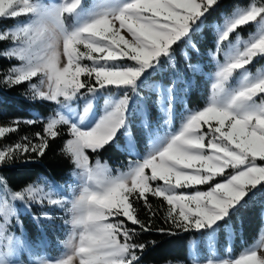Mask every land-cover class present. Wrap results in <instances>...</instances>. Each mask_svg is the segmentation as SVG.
Instances as JSON below:
<instances>
[{
    "label": "snow or ice",
    "instance_id": "1",
    "mask_svg": "<svg viewBox=\"0 0 264 264\" xmlns=\"http://www.w3.org/2000/svg\"><path fill=\"white\" fill-rule=\"evenodd\" d=\"M80 4L81 0H63L49 7L40 0H0V18L19 22L14 30L0 31V41L10 39L15 44L4 56L20 61L19 66L4 74L3 83L13 86L29 82L33 99L53 102L71 98L82 90L91 93L108 86L133 85L141 70L166 54L169 46L184 36L191 23L217 0H127L118 9L97 12L94 18L68 30L65 16ZM237 9L221 41L257 17L264 19V0H252L247 9ZM220 50L218 42L217 50L211 54L215 57ZM258 55H264V34L253 38L220 67L212 84L211 102L190 114L181 130L163 147L130 163L126 172L112 175L99 159L91 164L87 153L113 140L125 122L127 98L91 129H81L55 113L45 122L43 135L36 133L38 142L22 137L0 147V164L30 153L43 156L50 140L59 138L61 126L67 125L70 138L64 151L81 170L84 183L71 200L73 235L68 253L43 264H138V253L146 244L133 242L139 233L128 224L138 226L142 232L153 229L156 210L149 197L160 198L166 204L164 222L170 228L156 230L174 234L172 229L199 230L213 225L245 196L249 186L264 182V77L246 81L226 102L218 99L234 71ZM33 78H39V86L31 83ZM89 107L84 108V115ZM21 123L35 121L13 120L12 126H0V139L17 132ZM45 182L46 178H41L40 182L33 181L13 191L0 175V188L6 193L0 201V213L5 217L11 214L9 198L42 207L65 204L63 197L46 191ZM141 200L149 214L147 221L139 218L134 207ZM40 218L53 221L46 211L37 217ZM109 218L115 222H109ZM0 238L7 241L0 252V264H6L4 257L13 238L2 226ZM207 264H264V250L251 248L235 259L209 260Z\"/></svg>",
    "mask_w": 264,
    "mask_h": 264
},
{
    "label": "rangeland",
    "instance_id": "2",
    "mask_svg": "<svg viewBox=\"0 0 264 264\" xmlns=\"http://www.w3.org/2000/svg\"><path fill=\"white\" fill-rule=\"evenodd\" d=\"M62 2L63 0H40L42 5L49 7ZM126 2L127 0H81V4L73 13L66 14L65 27L68 30H73L85 21L94 18L95 13L118 9ZM250 5L240 6V8L247 9ZM237 7L239 6H233L226 14L220 15L218 21L213 22L212 32L214 31L215 34V42L211 50L208 49L204 52L203 64L196 59L198 53L196 47H193L194 34L201 24L198 18L191 23L189 31L177 39L180 40L179 43L173 45L166 54H161L155 62H151L149 66L141 70L140 76L133 85L108 86L98 88L91 93L82 90V93H77L71 98H60L59 102L53 103L54 110L49 116L43 118L44 122L55 113H59L70 124H75L81 129H91L121 99L127 98L124 113L125 122L111 141L116 142L115 145L125 153V158L121 162H111L102 160L98 155H94L92 158V151L87 153L91 164L95 165L96 160L99 159L100 164L106 166L112 175L126 172L130 163L143 160L152 151L163 147L171 136L181 130L190 114L206 107L211 102L212 84L216 80V73L220 67L227 62L231 55L243 50L253 38L264 34V19L257 17L255 21L249 22L251 31L245 30L249 29L247 23L242 26V30L246 32L232 31L227 39L221 41L229 21L237 15ZM17 26H19L18 20L4 30H14ZM0 31L2 30L0 29ZM218 42L221 50L217 51L214 57L211 53L217 50ZM14 46L15 44L12 42L2 54ZM15 59L17 63L11 67L19 66L20 61ZM85 63L89 62L85 61ZM260 77H264V55L254 57L249 64L234 71L225 83V91L218 97L219 101L226 102L246 81L251 82ZM5 78L6 76L3 79ZM31 83H36L39 86V78H33ZM193 89L198 90L201 94L199 99L202 101V105L200 107L188 106L185 102L188 93ZM89 105V111L87 115H84V108ZM81 116L84 118L81 119ZM120 134H122L121 137H119ZM134 134L139 138V148L134 144ZM66 140L62 145L63 150ZM64 153L70 157L65 151ZM146 171L150 172V170ZM41 178L46 177H40L37 182H40ZM83 183L82 172L74 165L67 180L52 181L46 178L44 185L46 191L50 190L54 196L63 197L65 204L42 207L34 202L8 199L12 208L11 214L5 217L0 213V226L3 227L7 236L13 238L4 257L6 264H43L45 260L56 261L68 253L69 241L73 235L72 217L69 209L71 200L82 189ZM199 188L206 190L205 186H199ZM5 195V190L0 188V201ZM45 211L53 217V221L45 218L37 219ZM22 219L29 221V224L31 223L34 227L30 236L24 233L25 227ZM220 221L221 219L211 226L195 229V235L187 240L189 264H207L209 260L235 259L251 248L264 250L261 247L264 244V221L254 239L246 248L240 249L236 256L231 255L228 251L230 248L229 227H224L225 230L220 233ZM109 222L114 223L115 221L109 218ZM6 244L7 241L0 238V252L3 251ZM164 264H169V262ZM171 264L180 263L171 262Z\"/></svg>",
    "mask_w": 264,
    "mask_h": 264
},
{
    "label": "trees",
    "instance_id": "3",
    "mask_svg": "<svg viewBox=\"0 0 264 264\" xmlns=\"http://www.w3.org/2000/svg\"><path fill=\"white\" fill-rule=\"evenodd\" d=\"M252 0H217V4L213 5L203 16L199 18L201 24L198 31L194 34L193 40L198 56L196 59L203 64V56L206 50L213 48L215 42V34L212 32L213 22L220 19V15L226 14L233 6L245 7L250 5ZM15 19L0 18V29L4 30L9 27ZM251 31V23H248ZM235 31L246 32L242 30V26ZM176 40L172 46L179 43ZM12 43L11 40L0 41V126H12L13 120H33L35 123H21L19 129L15 133L8 134L7 139H0V147L7 146L19 141L22 137H28L34 142L36 133L43 135L44 117L49 116L54 110V102L45 98L33 99V92L28 82L8 86L3 83L4 74L17 63L15 58L5 57L2 52ZM200 54V55H199ZM203 92V91H202ZM201 94L198 90L193 89L188 93L185 102L188 106L195 105L200 107L202 101L199 99ZM67 125L61 126V136L52 139L49 147L43 156H37L30 153L15 159L11 163L0 164V175H3L7 181V187L11 190H20L33 181H38L40 177H46L48 180L65 181L69 178V172L74 168V163L68 155L64 153L62 145L69 138L67 135ZM122 134L119 135L121 137ZM118 139V138H117ZM116 140V139H115ZM121 140L119 142L121 143ZM135 146L140 147L139 138L134 134ZM116 142L105 144L98 151L93 152L94 155L100 156L102 160L111 162H121L125 158V153L116 145ZM118 143V142H117ZM260 162V161H258ZM149 202L153 209L156 210V216L152 218L153 229L151 231H140L138 226L128 224V227H135L139 233L133 238L135 243L146 244L145 249L140 255L138 264H164L167 262L189 264V255L187 254V240L193 237L196 230L189 229L187 231H175L174 234L161 233L156 229H169V224L164 222V209L166 204L160 198L149 197ZM138 210L139 218L147 221L149 214L144 207L143 201L134 204ZM24 233L31 235L34 229L29 221L24 219ZM264 221V182L255 187L249 186L245 196L232 208L228 214L219 222L220 233L226 226L230 232V248L229 253L233 256L238 254L240 249L246 248L257 235L261 223ZM216 225V224H215ZM154 241L155 243H150Z\"/></svg>",
    "mask_w": 264,
    "mask_h": 264
}]
</instances>
